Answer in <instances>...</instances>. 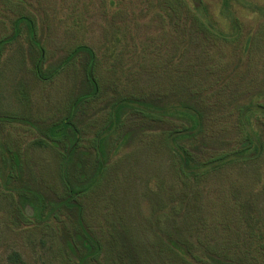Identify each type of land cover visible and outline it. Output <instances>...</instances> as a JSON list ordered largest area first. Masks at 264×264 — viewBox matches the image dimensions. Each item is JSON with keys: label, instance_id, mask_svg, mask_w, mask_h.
Masks as SVG:
<instances>
[{"label": "rangeland", "instance_id": "1", "mask_svg": "<svg viewBox=\"0 0 264 264\" xmlns=\"http://www.w3.org/2000/svg\"><path fill=\"white\" fill-rule=\"evenodd\" d=\"M122 1L0 0V264H11L13 252L25 264H78L84 250L73 252L68 241H79L81 212L103 245L91 264H190L180 260L183 251L191 252L192 264H213L212 255L246 264L247 239L237 249V230L229 232L238 221L231 206L233 198H248L264 220V155L185 188L163 139L164 130L180 127L178 117L155 120L121 109L112 127L108 122L120 94L145 96L149 113L171 106L180 97V70L189 64L209 75L207 100L217 124L235 123L239 108L264 107V0H205L226 38L207 43L195 36L185 54L157 0L149 10L151 0ZM87 47L97 54L99 87L92 76L93 84L86 83ZM85 92L89 98L72 116L78 131H69L77 151L66 165L71 185L88 189L78 199L82 208L65 207L46 221L27 215L15 186L39 188L54 201L65 195L67 149L48 134ZM252 120L264 123V115ZM227 138L205 140L200 155L224 147ZM13 164L17 181L7 184L3 177ZM248 262L264 264V258Z\"/></svg>", "mask_w": 264, "mask_h": 264}, {"label": "trees", "instance_id": "2", "mask_svg": "<svg viewBox=\"0 0 264 264\" xmlns=\"http://www.w3.org/2000/svg\"><path fill=\"white\" fill-rule=\"evenodd\" d=\"M227 1L228 0H224V3H227ZM146 2H148L149 10L153 5L152 0ZM157 2L158 8L162 11V20L172 32H180L181 38H183L181 45L184 54L185 49L189 48L190 42L195 36L199 39H204L207 43L214 42V40H218L219 38H226L223 32H219L216 29V23L211 16L210 9L205 0H157ZM118 3L120 6L124 2L118 0ZM119 10L121 12L123 7L119 8ZM184 15L187 16L186 22L188 20L193 21L189 26L182 21V16ZM127 34L128 31L123 34V40L127 38ZM87 50H89L92 57V63L90 60V72L86 66L88 84H93V82L90 81L92 80L90 76H92L96 79L97 82L95 84L99 87L101 85V80L96 70L98 63L97 54L88 47ZM180 53H182L181 50ZM112 55L115 56L114 53H112ZM206 75L208 74H201L200 71L197 70L194 65L191 66V64H189V67L182 68L180 70V82H182L183 85L180 84V97L175 99L174 103L169 107H152V112L149 113L148 104L145 103V96L125 93L118 95L116 99L112 100V107L109 112L110 121L108 123L111 127L115 121L112 119L114 118V112H118L121 109H129L143 118L151 119L152 117L155 120H162V117L165 115L170 117V119L175 116L178 117L180 119V127L164 130L166 133H164L163 139L168 150L174 156L176 169L180 171L178 174L180 182L184 184L185 188L192 185V183L193 185L194 183H198L201 179L213 172L229 167L230 165L259 160L264 155V123L256 124V121L252 120V117L257 119L259 115H264V107L250 105L246 108H239L237 109L238 119L235 123L222 124L219 122L217 124V122L214 121L215 118L213 117L214 113L212 111V106H209L210 100H207L209 88L207 83L210 78L208 77L209 75ZM116 106L120 107L116 108ZM165 110L167 113L164 114ZM118 116L119 115H116L115 118H118ZM69 129H71L74 134L78 131L77 128L72 129L67 123H63L61 127H55V132L54 129L50 130V135H48L53 137V139H61L68 135ZM226 135L230 136V138H227V145L213 153H208L206 156L200 155V148H202L201 144L205 140L213 139L214 141H220L224 139ZM101 136L103 135H100L99 138H101ZM104 137L100 140L102 146H106ZM76 148L77 145L75 146L74 152L71 153V157L75 155ZM71 157H64L61 163V178L65 187V195L59 200H49L47 193L36 187H14L13 191L18 194L20 203L27 215L33 212L34 215L32 214V216L46 221L51 218H57L60 211L65 207L69 209L82 208L78 199L83 194L82 192H86L88 189L72 186L74 184L70 181L66 168L67 162L70 161ZM10 160L16 162L18 158L11 155ZM2 162L6 163L5 157L2 158ZM105 165L107 166V164ZM15 167V164L11 167H7L8 170L3 177L7 184L12 181H17ZM100 167L101 166H99V168ZM101 172L102 171H99L98 177ZM98 177L96 180H98ZM232 203V216L238 221L236 222L235 228H230L229 232L237 230V232H234L237 237V242L235 243L237 245L236 248L240 249L247 239L249 250L248 255L246 254V264L249 263V258H262L263 260L264 220L260 217L258 211L256 212L255 207L252 206L248 198L243 201L238 198H233ZM77 220L75 228L76 232H78L76 237L79 241H75V244H73L72 241H68V245L72 248L73 252L75 248L78 250L83 248V255H77L79 258L78 264H91V261L96 259L102 251V241L95 232H91L87 229L82 212L77 217ZM245 232H247L248 238L242 237V233ZM190 255V251L180 252V260L192 264L188 258ZM225 256L233 260L232 256L227 254H225L224 257ZM9 259L11 264H25V261L21 260L17 252H13ZM212 260L213 264H225L223 260L216 259L213 255Z\"/></svg>", "mask_w": 264, "mask_h": 264}, {"label": "crops", "instance_id": "3", "mask_svg": "<svg viewBox=\"0 0 264 264\" xmlns=\"http://www.w3.org/2000/svg\"><path fill=\"white\" fill-rule=\"evenodd\" d=\"M35 74L37 75V77L39 79H41V76L37 72H35ZM85 77H86V83L88 84L86 71H85ZM87 95H88V92H85V93H81L77 98H75V103L72 104L70 107V115L65 117L64 119H62L59 123H53L52 126L50 127V130L55 129V127H61L63 125V123H67L69 127L75 129L76 124L72 121V116L74 114V110H75L76 105L78 103H80L82 100L86 101L88 99ZM69 131H71V129H69ZM70 135L71 134L69 133L67 136H64V138H61V139H58V138L53 139V137L50 136V139H49L51 142L64 144V149H67V151H66L67 153L63 154V157H66V158L71 157V153L74 152L75 146L77 145L76 142L78 140V138H75V140H72L70 138ZM77 147H78V145H77ZM76 151H77V148H76ZM76 151H75V154H76Z\"/></svg>", "mask_w": 264, "mask_h": 264}]
</instances>
